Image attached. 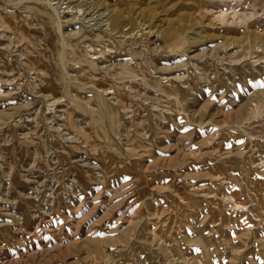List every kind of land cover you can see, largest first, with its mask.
Here are the masks:
<instances>
[{"label": "rangeland", "instance_id": "obj_1", "mask_svg": "<svg viewBox=\"0 0 264 264\" xmlns=\"http://www.w3.org/2000/svg\"><path fill=\"white\" fill-rule=\"evenodd\" d=\"M0 264H264V0H0Z\"/></svg>", "mask_w": 264, "mask_h": 264}]
</instances>
